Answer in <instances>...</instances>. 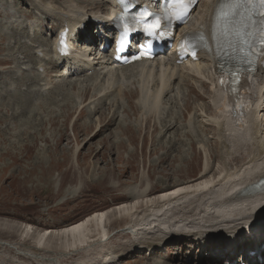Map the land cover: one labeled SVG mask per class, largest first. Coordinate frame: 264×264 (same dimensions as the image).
Segmentation results:
<instances>
[{
  "label": "rangeland",
  "instance_id": "obj_1",
  "mask_svg": "<svg viewBox=\"0 0 264 264\" xmlns=\"http://www.w3.org/2000/svg\"><path fill=\"white\" fill-rule=\"evenodd\" d=\"M205 1L202 0L201 4ZM29 2L32 5L28 4ZM41 2L63 9L70 4L71 0H0V264H105L107 262L103 263L104 260L109 261L114 257V261L121 257L118 264H244L242 261L239 262V257L236 263L228 261V257L233 253L228 255L222 253L224 256L221 258L215 254L216 248L197 247L183 238L168 240L167 244L150 255L145 246L136 247L137 243L151 239L153 236L161 238L162 234H159L160 237L158 233L144 235V232L139 230L134 236L128 230L130 228L128 225H134L133 221L137 217L141 218L143 212L153 211L152 202L168 186L175 188L181 184V187H187L201 183L199 176L205 170L206 162L210 161L209 153L215 151L212 147L213 143L207 144L206 141L208 138L212 139L214 133L209 132L208 128L205 129L208 133L203 128L199 129L197 122L201 118L197 120L195 116L218 120L222 111L220 108L224 103L223 99L219 98L220 101L214 104L209 95L210 89L200 87L199 82L208 83L209 87L214 80L211 66L206 62H199L197 66L185 63L176 65V69L167 68V72L170 75L174 73L179 83L175 82L174 86L172 85V93L165 99H170L169 104L163 106L160 103V109L156 114L147 113L146 109L142 110V98L149 91L155 90V84L148 86L145 75L141 80L133 77L132 74H138L139 68L133 72L124 73L126 76L130 74L131 77L125 76L122 81L111 84L112 89L108 93V98L102 104L103 109L109 107L111 111H116L115 125L112 126L111 132L100 131L94 140L89 141L96 130L97 115L91 119L82 118L74 121L81 107L86 106L88 109L90 107L88 105L92 103L90 101L84 105L81 104V92L78 88L94 84L97 72L102 71H97L95 74L90 72L87 74L88 78L73 76L61 80L54 78V75H61L63 72V66H61L56 68V72H51V77L47 78L50 83L48 95L54 99L53 103L52 100L45 102L41 97V107L31 110L33 107L28 104L30 106L24 109L25 103L19 97L20 92L23 93L22 90L25 89L23 84L29 79L27 75H34L35 72L33 65L31 67L27 60L24 65L19 66L23 55L17 51L23 53L25 50H18L13 45L9 38V28L25 26V37L18 40L33 45L37 43L33 38H41L42 41L46 39L45 49H47L49 42L54 40L56 34L55 30L52 28L50 30L51 18L47 21L40 19L37 6ZM102 5L106 9L107 6L104 3ZM201 6H198L194 12L193 21L199 17ZM102 12L105 13V10ZM94 30V28L91 29L92 37L97 33ZM98 45L99 41L94 45L95 52L100 50L102 53ZM86 52L89 58H92V54L90 55L92 51L86 50ZM27 53L33 55L31 51ZM22 72L25 75H22ZM45 81L44 79L32 82L29 87L42 94L44 89H40V86ZM75 81L81 84L79 83L76 89L68 88V83ZM252 82L253 88L257 91L264 84V75L261 72L254 73ZM120 85L121 90L127 86L137 88L139 98L136 100L135 95L129 98L118 96ZM187 85H191L194 97L190 96L184 105L183 98L187 92ZM15 88L20 92H15L17 97L12 98L11 94ZM97 95L99 96L100 93ZM171 102L175 104L170 105ZM208 102H210L211 111L207 106ZM186 107L188 112L185 113ZM192 110L195 113L188 116ZM20 112H23L22 116L18 115ZM28 115L32 116V120L27 118ZM74 122H76L75 125ZM166 124L179 127L176 133L177 141L171 142L172 144L167 142L169 134L162 137L161 127ZM102 136L104 138L101 139ZM117 143L120 147L116 146ZM111 144L116 145L111 148ZM241 149L232 152L235 162H231L224 157L225 155L216 151L214 153L215 157L222 155L230 168L234 170L237 167L239 169L240 165H246L244 161L247 159V147ZM216 162L214 160L215 176H217L215 169L219 165V159ZM148 192H151L149 196ZM192 198L195 199V196ZM136 202L142 205L141 212L130 207ZM194 203L190 210L185 205L178 208L177 216L181 218L180 220L191 219L193 210L198 212L196 209L198 203ZM124 204L130 205V210L121 214L114 212V216L103 219V225L107 227V233L109 232L107 236L103 229L98 227L86 232V239L77 238L76 241L70 238L65 240L60 236L61 239L39 237L46 230L56 233L59 229L85 220L94 212L102 211L101 214L106 215L122 205L125 206ZM260 206L262 207V204ZM247 208L250 210L249 207ZM247 208L241 211L238 207L232 215L228 213L224 219L237 220L246 213L248 216L250 212ZM133 211L136 213L134 214ZM238 213L241 217L237 216ZM196 222L188 223V226L195 224L191 226L194 230L203 227L212 230L215 225L221 223L213 222V224L207 220L201 223ZM146 223H143L144 227ZM253 223L257 228H264V210L260 212L256 220H253ZM261 235H264V230ZM254 236L255 234L251 237ZM96 237L102 240L97 245H95V241L98 240ZM91 242L94 243L91 245ZM75 243L78 245L76 250ZM35 248L41 250L36 251L37 255H33Z\"/></svg>",
  "mask_w": 264,
  "mask_h": 264
},
{
  "label": "bare ground",
  "instance_id": "obj_2",
  "mask_svg": "<svg viewBox=\"0 0 264 264\" xmlns=\"http://www.w3.org/2000/svg\"><path fill=\"white\" fill-rule=\"evenodd\" d=\"M102 3H104L107 6L106 9H104V5H102ZM28 4H30V2ZM84 4L86 5L84 6ZM216 4H217V0H206L201 6L202 10L200 16L196 19V21L194 22L195 24L191 27V29H196V30L199 29L202 31L204 30L205 27H209L212 22L213 13ZM113 5H114L113 0H98V1L71 0L68 6H66L63 9H58L52 5H47L42 2L41 4L38 3L37 8L40 11V19H43L44 21H47L50 18L52 19V24H50L51 25L50 29L54 24L53 26L54 30L69 29L70 33H75L77 31L76 37L74 38L75 41L74 44L72 43V40H70V43L73 44L72 52L69 57H65V58L61 57V55L55 51V48L57 46L56 38L53 41H50L48 44L49 47L45 49L46 39H43L42 41L41 38H33L34 41L37 42L33 45H29V42L23 43L18 40L19 38L23 39L25 37L24 35V28H26L25 26L24 28L22 26L18 28H13V27L9 28L10 29L9 38L13 43V45L16 46L18 50H22V49L25 50L23 53L17 51L23 55L22 59H20L21 61L19 62V66L24 65L27 61H29L31 67L33 65L35 72L34 75H27L29 76V79L25 84H23L25 87V89L22 90L23 93H21L20 91L17 90V88H15V90L12 91L11 94V97L13 98V97H17V94L15 92H20L19 97L20 99L23 100L22 102L25 103L24 109L26 108V106H30V105L31 107H33V109L29 107L31 108V110H34V108L37 109L41 107L40 105V103L42 102L41 97L43 100H45V102L52 100L53 103L54 99L48 95V92L50 90L49 89L50 83L47 78L51 77V72H56V68L58 69L61 63L64 62L66 63V66L63 67L64 72L61 73V75L58 74L54 75V78H59L61 80L63 79L65 80L73 76L85 77L90 72H93V74H95L97 71H102V72H97L98 74L96 75V82L94 84L83 85L81 88H78V90L81 92L80 93L81 104L84 105L90 101H92V103L88 105L90 106L88 107V109H86V106L84 107L82 106L79 112L77 113L74 121H76L77 119L80 120L82 118L91 119L93 116L97 115V121L95 127L96 130H94L93 136L89 139V141L94 140L99 135L100 131L104 133L106 131L111 132L112 126L115 125L116 111H111L109 107L103 109L102 104L108 98V93L112 89L111 84H114L115 82L118 81H122V78L126 76L124 75V73L133 72L135 69L139 68L140 71L138 72V74L135 75L132 74V76L138 77L141 80L142 77L145 75L148 86L149 84L151 86H154L155 84L154 87L155 90L149 91L142 98L143 101L142 110L146 109L147 113L151 112L156 114L160 109V103H162L163 106L169 104L168 101H170V99L168 100L165 99L170 93H172L173 90L172 85L174 86L175 82L179 83V79L174 76V73H171L170 75V73L167 72V68L176 69L177 58L173 56V54H168L166 58L163 57L159 60L136 64L130 67H118L114 65L110 57V52L108 53L110 49H105L104 50L105 54L103 55L93 52L92 54L94 56H92V58H89V55L87 54L88 52H86L85 49L90 48L91 50H93V45L96 42V38L90 37L87 34V32L89 33V29L94 25L90 21L92 20L94 22L93 19L102 20L104 24L98 23L99 25L95 28H99L98 36L99 37L100 35H102V37L105 36L104 39L105 41H107L108 36L104 34V30L106 29L108 33V29L110 27V17L108 15V12L111 10V8H113ZM103 10H105L106 13L104 15H102ZM93 11L94 13H92L93 14L92 15L91 12ZM99 14H101V16H99ZM100 25H102V27H100ZM82 28L86 29V33L84 34L82 33ZM26 39H28V37ZM107 44L109 43L107 42ZM27 51H31L33 55L31 54L29 55ZM198 58L199 61L201 62L208 61L206 59L208 57H205L203 55H199ZM25 60L27 61L25 62ZM197 64L198 63H196L195 65L197 66ZM211 67H213V74L215 77L214 80L211 81L209 87H208V83L199 82L200 87L204 89L205 88L210 89L209 95L211 96L212 98L211 100L214 104L220 101L219 98H222L224 103L221 107L222 109L220 108V110L222 111L220 118L218 120H215V118L214 120L202 119V116H197V117L195 116L197 120L201 118V120H199L197 124L199 126V129L203 128V130L208 133V130H205L206 128H208L210 130L209 132L214 133L213 138L212 139L210 138V140L208 138L206 143L207 144L213 143L212 147L214 148V150L219 154L225 155L224 157L228 160L230 159L231 162L236 161V159L233 158L232 152L239 151L242 147L246 146L247 159L245 158L246 160L244 161L246 165L243 164L242 166L239 164L240 165L239 169H237L238 168L237 167L234 168L233 170L230 168L229 164H227V162L223 159L222 155H219V157L218 156L215 157V153H214L215 151L209 153L208 157L210 161L208 163L206 162L205 164L206 167L204 166L205 170L199 176L201 178V183L187 187H181L182 186L181 184L180 186H176V187L174 186L175 188H169L168 186L161 192L160 195L157 196V199L152 202L154 207L153 211L147 213L143 212L141 218L137 217L133 221L134 225L132 224L128 225L130 226L128 230L134 236L137 235L139 230H140L139 232H144V235L145 233H156V234L158 233L157 235L162 234L161 238L158 237L155 238V236H153L151 239L149 238L150 240L147 239L141 243L138 241L139 243H137L138 246L136 247L145 246L147 248V251L150 252V255H152L156 250H159L160 247H163L165 244H167L168 240L175 238L178 239L183 238L187 240L188 243L195 245L197 247L202 246V248L204 249L207 247L216 248L217 251L215 254H217L221 258L225 254L228 255L229 253H233L227 259L228 261H231L233 263L234 262L236 263V259L237 257H239L238 259L239 262L242 261L243 258L242 263L244 264H264V235H261V232L264 230V228H257L255 224L256 222L253 223V220H256V218L260 215V212L264 210V208L260 210V208L264 207V192L261 194H258L260 193L258 192L255 195L248 194L249 191H251L255 186L264 182V88H261L262 86H264V84L261 85V87L256 91L253 88V82H252L253 76L250 77V75H247L245 81L240 83L239 86L241 90L235 96V98L233 100L225 99L224 95L222 96L221 94V91H223L222 86L224 87V84H221V80H224V75H220L217 72L215 65H212ZM257 72L258 73L261 72V74L264 75V69H259ZM21 74L25 75L23 72ZM126 77L130 78L131 75L128 74ZM248 78H251V81H248ZM44 79L46 80L45 83L40 86V89L42 88L44 89L42 94L35 90L30 89L29 87L30 83L35 81H43ZM79 83L80 82L78 81H75L74 83H68V88L70 87L71 89H76ZM97 93H100V95L98 96ZM117 95L118 96L121 95L123 98L125 96L129 98L135 95L137 96L136 98L137 100L139 98V91L137 88H131L128 86L125 87L124 90H121V85H120V89ZM190 96L194 97V94L192 93L191 85H187V92L185 97L183 98L184 105L186 104V101ZM85 97H87V99ZM195 99L197 100V98ZM172 104L175 103L171 102L170 105ZM207 104H208L207 106L210 107V111H211L210 102H208ZM134 105L137 108H139L138 105L136 104ZM187 110L188 107L185 108V113ZM220 110H218V112ZM68 112L69 114H72L70 111ZM191 113H195L194 110L189 112L188 116ZM18 115L22 116L23 112L18 113ZM216 117L218 118V115ZM27 118L29 120H32L31 115H28ZM171 123L173 124V122ZM75 124L76 122H74V125ZM173 125L166 124L165 126L162 127L160 126L162 128L161 129L162 137H164L166 134H169L168 141L166 140L168 143L175 142L177 138L176 133L179 130V127ZM243 131H245V133H242ZM178 137H179V133H178ZM102 138L104 137L102 136L101 139ZM200 140L201 139H199V141ZM115 145L111 144L110 147L113 148ZM116 146L120 147L118 143ZM183 159L181 161H183ZM218 159H219L218 162L219 165L215 169L217 173V176H215L213 173L214 171L213 165H214V160L216 162L218 161ZM151 192H148L147 195L149 196L150 195L149 193ZM244 193H246V195L242 196L241 194ZM153 194L156 195L155 193ZM192 196H195V199L192 198ZM194 201L196 204L198 203L196 207L198 212H195V210H193L191 219L189 218L190 220L188 218H183L182 220H180L181 218H178L177 216L179 213L177 211L178 208L185 205L187 206L188 210H190L193 208ZM186 202L187 204H184ZM261 204L262 207L261 206L259 207V205ZM124 205L125 206L122 205L121 207H118L117 209L113 210V212L111 213L110 212L106 213V215L101 214L102 211L101 213L94 212V214L92 213L90 216L85 218V220L82 219L83 221L81 222H77L66 228L59 229L57 230L56 233H51L48 232V230H46L45 233L41 234L39 237L41 239L55 238L59 236L63 237L64 239L70 238L71 240H75L77 238L86 239L85 236L86 232H89L90 229H96L98 227L103 229V232H105V235L107 236L109 232L107 233V227L103 225L104 222L103 219L106 220V218H109L112 215L114 216V212L121 214L122 212L127 211L130 207L136 209V211L138 212L142 210V205H139L138 202H136L133 206L129 205L130 207L127 206L126 204ZM238 207L241 208V211L243 208H244L243 211H245V207L246 208L249 207L250 210L248 208L247 209L249 210L248 212H250V215L246 216L247 214L246 213L241 217V214L238 213L237 216L240 215L241 217L240 219L231 220V221L224 219L225 216L227 217L228 213L232 215ZM235 213H237V211ZM188 217H190L189 213H188ZM193 218H196V220L195 219L193 220ZM205 220H207V222L209 221L212 223L213 222L214 223L221 222V223L215 225L212 228V230H209L204 227L194 230L193 227L191 226L195 224L188 226L191 222L193 223L196 221L197 222L200 221L199 223H201L204 222ZM144 222H147L145 224L146 225L145 227L143 226ZM156 223L157 225H155ZM228 226H230V228H228ZM254 234L255 236L252 238L251 236H253ZM140 236H142V234H140ZM142 238H144V236H142ZM100 240L101 239L95 241V245L99 244ZM93 243L94 242H91V245ZM77 244L75 250L78 246ZM36 251L38 252L41 250L39 249L36 250L35 248V253H33V255H37ZM240 252L241 254H238ZM106 257H110V256L106 255ZM114 258H110L109 261L104 260L103 263L106 261L108 264H118L119 258L121 259V257H118V259L116 258L117 259V260L115 259L116 261L113 260Z\"/></svg>",
  "mask_w": 264,
  "mask_h": 264
},
{
  "label": "snow or ice",
  "instance_id": "obj_3",
  "mask_svg": "<svg viewBox=\"0 0 264 264\" xmlns=\"http://www.w3.org/2000/svg\"><path fill=\"white\" fill-rule=\"evenodd\" d=\"M192 2L193 0H187L184 13L177 16V20H182L188 14ZM255 3L261 6L260 19L258 21L255 19L256 14L248 11ZM148 15V12H144L137 19L142 20ZM214 25L220 29L221 35L227 41L231 44H239L241 52L245 51L244 46H247L249 52H254L255 43L249 39V37L256 34L253 29H256L259 34V43L264 46V0H217ZM159 27L160 20L157 17L152 23L147 24V35L151 36ZM248 63L250 64L251 61H248ZM233 78H235V74H233ZM225 83L227 82L221 80V84Z\"/></svg>",
  "mask_w": 264,
  "mask_h": 264
}]
</instances>
